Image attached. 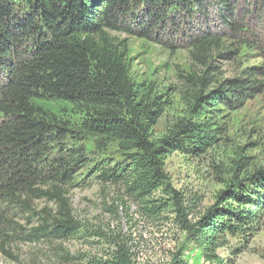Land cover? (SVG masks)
Instances as JSON below:
<instances>
[{
    "label": "rangeland",
    "instance_id": "obj_1",
    "mask_svg": "<svg viewBox=\"0 0 264 264\" xmlns=\"http://www.w3.org/2000/svg\"><path fill=\"white\" fill-rule=\"evenodd\" d=\"M212 4L205 11L194 8L193 13L166 11L165 20L153 28L151 38L108 33L114 43L126 46L132 82L141 93L160 97L164 103L162 117L152 131L154 142L190 116L186 80L205 71L194 59L195 38L208 32L218 39V45L210 47L213 80L246 79V73L252 72L259 81L244 105L233 110L221 105L219 112L211 115L217 139L203 155L176 151L166 157L169 182L182 196V207L193 224L220 195L227 198L233 186L254 189L258 181L251 185L244 179L257 170L264 171V0H237L234 17L227 18L236 24L234 30L226 27ZM136 18L131 24L134 28L145 19L140 7ZM27 46L31 47L32 41ZM3 83L0 74V86ZM33 105L42 118L70 130L62 138L46 137L36 151L40 158L37 168L46 170L68 151L83 154L87 161L63 189L79 230L68 239H21L22 234L59 217V204L45 194L54 191L52 182H40L34 195L18 193L10 203L0 196V210L11 224L10 230L0 228V264H90L110 260L120 249L134 264H264V210L250 230L224 234L225 246L216 249L214 259L182 229L178 206L164 188L151 195L141 194L132 186L135 175L131 171L117 182L100 179L103 172L111 174L116 166L130 170L128 154L132 152L124 151L118 141L81 132L78 127L86 118L82 107L47 97L35 99ZM51 133L49 130L48 135ZM4 175L0 171V180ZM259 191L264 194V189Z\"/></svg>",
    "mask_w": 264,
    "mask_h": 264
},
{
    "label": "trees",
    "instance_id": "obj_2",
    "mask_svg": "<svg viewBox=\"0 0 264 264\" xmlns=\"http://www.w3.org/2000/svg\"><path fill=\"white\" fill-rule=\"evenodd\" d=\"M236 1L0 0V74L5 79L0 86V171L5 173L0 180V196L10 203L18 193L34 195L38 183L52 182L54 191L45 194L60 207L59 217L27 235L21 233L22 240L68 239L79 230L63 189L74 180V171L87 162L85 156L68 151L46 170L37 168L40 158L36 151L46 137L62 138L70 131L68 126L51 124L34 108L35 99L46 97L82 107L86 118L78 127L81 132L118 141L124 151L132 152L128 154L132 170L116 166L111 174L103 172L100 179L117 182L131 171L135 175L132 186L141 194L151 195L164 188L178 206L182 229L195 238L206 255L212 253L217 259L216 249L225 246L224 234L235 235L253 227L264 210V194L259 191L264 189L263 170L244 179L250 184L257 180L254 189L242 184L233 186L227 198L220 195V200L193 224L182 207V196L169 182L165 161L176 151L203 155L217 139L212 120L219 112L217 108L223 105L233 110L244 105L259 87L254 73L247 72L246 79L213 80L210 52L218 39L208 32L195 38L194 59L205 71L200 77L186 80L190 116L179 121L172 133L154 142L152 131L162 117L164 103L160 97L141 93L129 76L126 46L114 43L108 35L124 32L151 38L153 28L165 20L166 11H205L212 2L226 27L234 30L236 24L227 18L234 17ZM139 7L145 19L134 28L131 24ZM29 41L31 47L27 46ZM49 130L53 131L51 136ZM0 228L11 229L1 210ZM90 264L134 263L120 249L112 259Z\"/></svg>",
    "mask_w": 264,
    "mask_h": 264
}]
</instances>
